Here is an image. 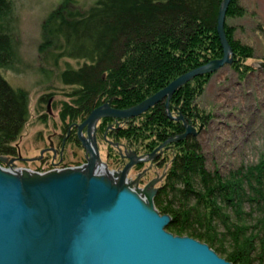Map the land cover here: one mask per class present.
Returning <instances> with one entry per match:
<instances>
[{"label":"trees","instance_id":"obj_1","mask_svg":"<svg viewBox=\"0 0 264 264\" xmlns=\"http://www.w3.org/2000/svg\"><path fill=\"white\" fill-rule=\"evenodd\" d=\"M74 2L63 0L51 11L39 44L43 63L47 62L41 71L48 76L58 71L59 82L70 89L71 102L61 103L62 120L77 119L102 97H124L115 98L119 107L142 101L215 58L216 42L222 54L216 31L221 0H96L86 9ZM234 2L230 0L226 15ZM12 5L11 0H0V69L19 71ZM225 34L233 49L232 62L238 63L245 48L231 39L227 27ZM248 50L244 55L251 57ZM66 58L79 62L77 67ZM185 85L190 103L200 87L191 88L190 81ZM28 95L0 75V155L16 152L11 144L29 117ZM192 138L173 159L165 185L154 196L159 213L172 216L166 229L207 243L231 264H264V155L257 164L224 179L207 170ZM243 200L256 210L245 212ZM257 210L260 215L253 216ZM217 223L224 232L217 231Z\"/></svg>","mask_w":264,"mask_h":264},{"label":"water","instance_id":"obj_2","mask_svg":"<svg viewBox=\"0 0 264 264\" xmlns=\"http://www.w3.org/2000/svg\"><path fill=\"white\" fill-rule=\"evenodd\" d=\"M229 2L221 0L217 13L223 49L219 59L177 76L132 107L110 109L103 104L92 109L78 127L79 136L84 125L90 130L102 116L133 117L170 98L191 78L231 64L224 27ZM257 66L264 68V61ZM185 127L184 133L162 145L197 133L193 126ZM81 140L90 156L80 167L41 173L0 166V264H231L207 243L166 229L172 216L160 214L154 206L159 179L139 187L126 177V170L141 158L130 155L121 171H109L97 151ZM0 161L12 160L0 155Z\"/></svg>","mask_w":264,"mask_h":264},{"label":"rangeland","instance_id":"obj_3","mask_svg":"<svg viewBox=\"0 0 264 264\" xmlns=\"http://www.w3.org/2000/svg\"><path fill=\"white\" fill-rule=\"evenodd\" d=\"M11 1L13 3L11 11L16 25L12 32L17 47L15 64L19 71L14 68H1L0 75L11 86L20 87L29 92V117L11 144L16 148L15 156L9 154L2 156H6L8 160L20 156L25 159L24 161L16 159L15 164L11 167L13 169L28 168L44 173L52 169L49 161L36 163L32 162V158L37 157L39 151L47 147L50 141L62 147L60 141L63 135L60 132L64 133L67 126L59 119L58 109L61 103L71 102V98L67 96L70 89L59 82L58 71L52 72L51 76L41 71L42 68L47 67V62L43 63L44 56L39 52V44L43 37V22L47 20L53 9L61 5L63 0ZM73 1L76 6L86 9L96 0ZM234 4L233 11L228 15L225 13V27H227L231 39L245 48V53L251 49V57H246L244 53L242 60L238 63L223 64L214 71L200 74L188 80L191 83V88L200 87L199 92H195L196 95H193L190 105L199 112L201 110L204 116L201 129L198 128L199 126L195 127L190 124L197 132L194 134L196 136L192 137L196 138L195 143L206 160L207 170L212 173L217 172L224 179L229 175L245 171L247 166L257 164L261 158L260 155H264V68L257 66L259 61H264V0H235ZM218 51L216 42L213 47L216 56L212 59H219L222 56L223 50L221 55L218 54ZM64 61L69 62L73 67H77L79 63L68 58ZM159 90L146 95L145 98ZM133 117L135 122L142 120L138 114ZM84 118H87V113L80 114L73 121L80 123ZM99 122L97 121V124ZM182 133L172 138H176ZM146 134H148L147 130ZM185 137L177 140L176 149L166 154V163L160 165L159 168L151 167L149 155L145 157L148 158L147 160L141 158L143 168H151L149 176L151 180L155 178L161 180V176H159L160 178L156 177L158 171L168 168L171 164V157L182 152L181 149H184L186 141ZM100 139H102L101 133ZM65 144L63 155L65 162L69 164L60 168L82 166L85 154L80 144L71 140ZM106 147V142H101L100 158L110 167L112 165L110 159L106 157ZM130 155L127 156L129 160ZM0 166L8 167L1 161ZM135 173L137 171L129 174L134 176ZM163 181L158 183V180L156 184H163ZM138 185L139 187L144 186ZM242 205L245 212H249L251 208L255 207L249 200H243ZM259 215L258 210L253 211V216ZM223 227L222 224L217 223V231L224 232Z\"/></svg>","mask_w":264,"mask_h":264},{"label":"flooded vegetation","instance_id":"obj_4","mask_svg":"<svg viewBox=\"0 0 264 264\" xmlns=\"http://www.w3.org/2000/svg\"><path fill=\"white\" fill-rule=\"evenodd\" d=\"M187 91L188 87L185 84L179 86L170 98L165 97L159 102H156V104L149 109L145 110V112L138 114L142 119L138 122H135V119H133L134 117L119 118L114 116H102L97 119V121H100L99 124H97L96 121L90 130L87 125H84L80 131L81 137L79 136L78 127L85 118L82 119L80 123H76V121L71 119L62 120L60 117L61 105L58 109L59 119L67 126V129L64 132L65 135L63 132H60L61 135H63L60 141L62 147L59 144H54L53 141H50L47 147L39 151L37 157L32 158V162L46 163L49 161V165L52 169H58L68 165L69 163L64 160L63 150L66 145L65 143H69L71 140L80 144L84 150L85 161H82L81 163L84 164L90 154L82 143L81 139H83L91 148L97 151L100 161V144L101 142H106L107 150L105 153H107L106 157L110 159V164L112 166L109 167L105 162H101L106 165L109 171H121L129 160L127 157L129 154L134 155V157L145 158L147 155L154 153L155 155L149 159L151 162L150 165L151 167L155 166L156 168H159L160 165L166 163V154L175 150L178 142L171 141L165 145L162 144L169 137L184 132L186 130V125L192 124L193 126L198 127L201 125L202 120H204L201 110L199 112L190 105ZM116 96L112 95V97L109 98L102 97L100 101L92 102L89 109L90 111L87 112V116L91 113L92 109L100 107L103 104H108L110 109H123L139 103L136 102L133 105L119 107L115 102V98L121 99L124 97H121L120 95L118 97ZM179 116L181 118H179ZM146 130L148 134L145 135ZM100 133L102 134V139H100ZM193 135V133L187 134L184 143H191ZM15 154L13 156H15ZM175 157L176 155L171 157V164L168 168L165 170L161 169L158 173L156 172V177L161 176V180L159 179L158 183L164 180L162 182L163 184L155 185L157 187V192L163 187V185H165V181L168 178L170 171H172L174 165L173 159ZM16 159L22 161L25 160L21 156L10 158L9 160L12 161L6 163L8 167H12L15 164ZM142 164V161H137V163L131 165L126 170L125 174L128 180H136L137 184L145 186V184L151 180V178H149L151 168H143ZM133 171H137V173H135L134 176H131L129 173H132ZM163 172H165V174H163Z\"/></svg>","mask_w":264,"mask_h":264}]
</instances>
